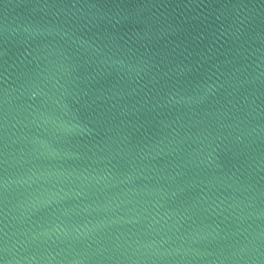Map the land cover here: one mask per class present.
<instances>
[{"label": "water", "instance_id": "1", "mask_svg": "<svg viewBox=\"0 0 264 264\" xmlns=\"http://www.w3.org/2000/svg\"><path fill=\"white\" fill-rule=\"evenodd\" d=\"M0 264H264V0H0Z\"/></svg>", "mask_w": 264, "mask_h": 264}]
</instances>
